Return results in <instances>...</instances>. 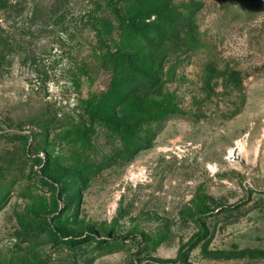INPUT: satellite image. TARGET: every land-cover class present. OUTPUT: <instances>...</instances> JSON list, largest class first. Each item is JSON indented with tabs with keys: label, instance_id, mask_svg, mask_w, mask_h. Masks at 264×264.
Masks as SVG:
<instances>
[{
	"label": "rangeland",
	"instance_id": "rangeland-1",
	"mask_svg": "<svg viewBox=\"0 0 264 264\" xmlns=\"http://www.w3.org/2000/svg\"><path fill=\"white\" fill-rule=\"evenodd\" d=\"M0 264H264V0H0Z\"/></svg>",
	"mask_w": 264,
	"mask_h": 264
},
{
	"label": "trees",
	"instance_id": "trees-1",
	"mask_svg": "<svg viewBox=\"0 0 264 264\" xmlns=\"http://www.w3.org/2000/svg\"><path fill=\"white\" fill-rule=\"evenodd\" d=\"M58 3V2H57ZM189 48H191L190 50H197V47L196 46H190ZM157 54H159L161 51L160 50H156L155 51ZM165 57L163 58L161 55H159L158 58H154L153 59V62L156 64L158 63V71H156V75H153V76H146V78L148 80H151L153 81L150 85L151 86H156L158 85L160 87L159 91H158V94L157 96L159 97V99H162L159 103H158V106L160 107L159 110H158V113H157V116H159L161 122L169 119V118H172L174 116H176V112L170 108L169 106V100H166L163 96V88H161L162 86L160 85V82L162 81V77L164 76L163 73H162V70H163V67L162 65L165 63ZM134 70V69H133ZM150 89L146 87H141L139 89H137L136 91L132 92L131 90L128 92L126 98H125V101L126 100H129L133 97H139V96H145L144 98H147V96L149 95V92ZM118 95H116L115 97H113V99L111 100V107L112 109H115L116 108H119L123 105L124 103V99H121L120 101L118 102H115V98H117Z\"/></svg>",
	"mask_w": 264,
	"mask_h": 264
}]
</instances>
